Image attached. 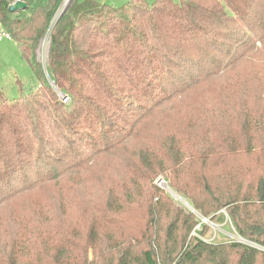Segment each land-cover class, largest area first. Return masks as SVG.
<instances>
[{
  "label": "trees",
  "instance_id": "16d2710c",
  "mask_svg": "<svg viewBox=\"0 0 264 264\" xmlns=\"http://www.w3.org/2000/svg\"><path fill=\"white\" fill-rule=\"evenodd\" d=\"M15 1L0 0V25L39 85L17 100L0 89V264H264V0H73L53 26L64 0L10 12ZM49 29L54 83L36 60ZM154 121L163 140L123 159L102 200L75 199L60 219L49 215L62 202L37 204L49 185L83 175L82 189L103 164L118 169L113 156ZM159 174L203 218L225 209L257 246L191 235L205 224ZM27 205L41 216L28 227Z\"/></svg>",
  "mask_w": 264,
  "mask_h": 264
},
{
  "label": "rangeland",
  "instance_id": "374dc122",
  "mask_svg": "<svg viewBox=\"0 0 264 264\" xmlns=\"http://www.w3.org/2000/svg\"><path fill=\"white\" fill-rule=\"evenodd\" d=\"M65 1L66 0L63 1L61 7L58 9V16L56 15V18H54V20L52 19L50 26L54 25L53 23L56 21L57 18L59 19V15L64 8ZM97 1L117 7V6H122L127 0H97ZM24 14H26V12ZM8 43H10L11 46L8 45ZM50 45H51V30L49 29L42 38V40L40 41V44L36 50V60H38V62L42 64L46 79L48 80L50 79L47 69V65L49 62ZM262 60H264V51L262 53V56L260 57V61ZM236 72L237 70L234 71L231 77L236 76ZM18 81H20V83H18ZM49 82L53 83L52 80H49ZM38 85L39 82L34 76V72L32 70L30 63L22 57L16 42L15 41L9 42V40H5V42L4 41L0 42V89L3 90L4 94L9 99L17 100L21 96L27 94L32 88ZM236 97L238 96H235V98ZM245 104L247 106L253 107V109L257 111L259 109V105L254 102L245 101ZM234 106L238 107L236 100L235 99L230 100L229 107H234ZM225 109H226L225 106H220L219 102L218 103L215 102L210 112H212V116L217 118L216 116L220 113V111H224ZM212 121H213V117H212ZM156 140L162 141L163 134L157 122L154 121L147 129L139 133V135L134 139L133 143L126 145L125 148L119 150L117 155L113 156L118 161L117 162V164L119 165L118 169L115 167L112 168L110 163L103 164V167H105V169L100 172L101 180L86 179L82 183L83 184L82 189H80V185H75V184L82 181L83 175H81V177H78L80 178L78 180L79 182L73 180V181H67L68 183L65 184L63 183L61 184L60 182V184H52L51 186L49 185L50 187L49 186H48L49 188L46 187L45 191L39 197L37 204H39L41 199V202L44 203L46 205L45 207L48 209L52 205L62 202L63 207L54 210L49 215L52 216L53 219H60L71 215L69 205L72 204V202L75 199L82 200V199L92 198L95 199L96 201L102 200L104 197H106L107 192L111 187V183L121 173V161L125 158H132L138 161V158L141 157V155L143 154V150L150 145H155L154 143L157 142ZM165 182L166 181H164L163 174H159L155 178V184L171 195L176 206L180 207V209H182L183 211L193 212L198 217V219L201 220V222L204 223L206 226L205 228L201 227V224L198 223L191 232V235L199 236L207 241L215 242V243L242 242L257 246L256 244L243 238L238 233L225 209L220 210L217 214V217L214 220H212V218L211 220L210 218H206L208 220L205 221L204 218L199 213L194 212L192 209H190L187 206L186 203L188 201L186 198L182 197L180 194H178V192L174 191L171 188L167 189L165 186ZM173 194H177V196ZM136 206L140 208V211L144 209L146 207L145 198L139 200L138 204L134 205V207ZM33 208L36 209V212H33L31 210ZM31 209L30 206L27 205L25 211V217L23 218V220L28 219L31 221L29 222V224H27V227L30 224L34 223L33 221L41 217L38 214H36L39 212V205L33 206ZM172 211L173 214L176 213V210H172ZM168 219H170V217H168ZM83 229L84 231H86V228L83 227ZM11 231H17V225H14L12 228H9L6 232H11ZM76 240H77L76 243H78L79 245L82 239L79 238ZM28 245L31 255L36 254L37 252L43 249V248L41 249V246L38 245L37 243L28 244ZM88 258L90 259V261H92L93 259L95 260L97 258V255L95 254L93 249H90Z\"/></svg>",
  "mask_w": 264,
  "mask_h": 264
},
{
  "label": "water",
  "instance_id": "95a60500",
  "mask_svg": "<svg viewBox=\"0 0 264 264\" xmlns=\"http://www.w3.org/2000/svg\"><path fill=\"white\" fill-rule=\"evenodd\" d=\"M73 0H66L65 1V5H64V8H63V10L61 11V13H60V15H59V18L67 11V9H68V7H69V5L71 4V2H72ZM27 7V3H26V1H24V0H17V1H15L14 3H12L10 6H9V11L10 12H18V11H20V10H23V9H25ZM54 83V82H53ZM62 97H64L65 98V96L64 95H62ZM166 185L168 186V184L166 183ZM166 186V188L167 189H170V188H168ZM173 195H175V196H177V194H173ZM187 204V206L190 208V209H192L194 212H196L195 210H194V208L190 205V203H186ZM204 220L205 221H207L208 219H206V218H204ZM210 220H211V218H210Z\"/></svg>",
  "mask_w": 264,
  "mask_h": 264
},
{
  "label": "built area",
  "instance_id": "2783aa9c",
  "mask_svg": "<svg viewBox=\"0 0 264 264\" xmlns=\"http://www.w3.org/2000/svg\"><path fill=\"white\" fill-rule=\"evenodd\" d=\"M5 40H13V36L9 31L0 26V42H3Z\"/></svg>",
  "mask_w": 264,
  "mask_h": 264
},
{
  "label": "crops",
  "instance_id": "0c3cea01",
  "mask_svg": "<svg viewBox=\"0 0 264 264\" xmlns=\"http://www.w3.org/2000/svg\"><path fill=\"white\" fill-rule=\"evenodd\" d=\"M10 41H13V40H9V42H10ZM4 42H5V41H4ZM8 45H10V46H11V44H10V43H8Z\"/></svg>",
  "mask_w": 264,
  "mask_h": 264
},
{
  "label": "bare ground",
  "instance_id": "6f19581e",
  "mask_svg": "<svg viewBox=\"0 0 264 264\" xmlns=\"http://www.w3.org/2000/svg\"><path fill=\"white\" fill-rule=\"evenodd\" d=\"M165 186H167V185H166V182H165ZM167 187H168V186H167Z\"/></svg>",
  "mask_w": 264,
  "mask_h": 264
}]
</instances>
